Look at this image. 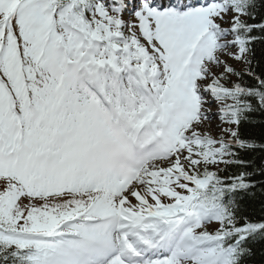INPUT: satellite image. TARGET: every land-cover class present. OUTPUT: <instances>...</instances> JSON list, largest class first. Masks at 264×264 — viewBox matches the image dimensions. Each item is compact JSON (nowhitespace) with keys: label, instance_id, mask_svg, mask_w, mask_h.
Wrapping results in <instances>:
<instances>
[{"label":"snow or ice","instance_id":"1","mask_svg":"<svg viewBox=\"0 0 264 264\" xmlns=\"http://www.w3.org/2000/svg\"><path fill=\"white\" fill-rule=\"evenodd\" d=\"M0 264H264V0H0Z\"/></svg>","mask_w":264,"mask_h":264},{"label":"rangeland","instance_id":"2","mask_svg":"<svg viewBox=\"0 0 264 264\" xmlns=\"http://www.w3.org/2000/svg\"><path fill=\"white\" fill-rule=\"evenodd\" d=\"M161 2H166V0H160V3H161Z\"/></svg>","mask_w":264,"mask_h":264}]
</instances>
